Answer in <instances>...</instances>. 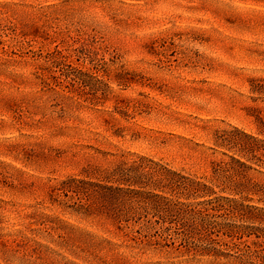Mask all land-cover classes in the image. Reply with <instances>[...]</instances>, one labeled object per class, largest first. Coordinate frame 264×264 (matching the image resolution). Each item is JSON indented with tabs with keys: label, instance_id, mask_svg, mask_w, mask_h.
I'll list each match as a JSON object with an SVG mask.
<instances>
[{
	"label": "rangeland",
	"instance_id": "obj_1",
	"mask_svg": "<svg viewBox=\"0 0 264 264\" xmlns=\"http://www.w3.org/2000/svg\"><path fill=\"white\" fill-rule=\"evenodd\" d=\"M243 132L264 139V0H0V264H236L50 194L137 155L208 179Z\"/></svg>",
	"mask_w": 264,
	"mask_h": 264
},
{
	"label": "trees",
	"instance_id": "obj_2",
	"mask_svg": "<svg viewBox=\"0 0 264 264\" xmlns=\"http://www.w3.org/2000/svg\"><path fill=\"white\" fill-rule=\"evenodd\" d=\"M243 134L249 141H223L242 156L225 153L230 160L214 162L208 179L137 155L107 171L104 183L72 177L50 195L59 202L60 190L68 199L64 205L74 212L129 229L126 236L142 252L154 248L151 252L157 254L179 241L186 250L199 253L222 255V246L234 249L236 264H264V227L255 224L264 223V206L245 203L255 196L264 202V182L248 175L257 170L251 162L264 165V139ZM251 236L256 239L244 240ZM133 258L137 260L138 253Z\"/></svg>",
	"mask_w": 264,
	"mask_h": 264
}]
</instances>
